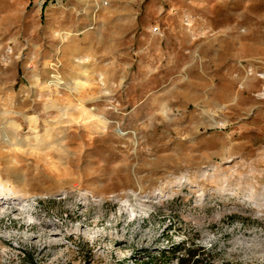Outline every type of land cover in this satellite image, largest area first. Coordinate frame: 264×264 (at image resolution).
Here are the masks:
<instances>
[{"label":"rangeland","instance_id":"obj_1","mask_svg":"<svg viewBox=\"0 0 264 264\" xmlns=\"http://www.w3.org/2000/svg\"><path fill=\"white\" fill-rule=\"evenodd\" d=\"M264 264V0H0V264Z\"/></svg>","mask_w":264,"mask_h":264},{"label":"trees","instance_id":"obj_2","mask_svg":"<svg viewBox=\"0 0 264 264\" xmlns=\"http://www.w3.org/2000/svg\"><path fill=\"white\" fill-rule=\"evenodd\" d=\"M173 247L172 253L174 256L179 255L176 261L177 264H203L201 255H207L204 247H195L191 243H183ZM207 257H209V255H207Z\"/></svg>","mask_w":264,"mask_h":264}]
</instances>
